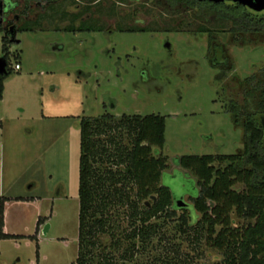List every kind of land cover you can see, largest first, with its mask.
<instances>
[{"label":"rangeland","instance_id":"obj_1","mask_svg":"<svg viewBox=\"0 0 264 264\" xmlns=\"http://www.w3.org/2000/svg\"><path fill=\"white\" fill-rule=\"evenodd\" d=\"M6 1L13 5L7 13L0 5L4 29L0 39L10 41L7 68L14 74L18 63L20 72L35 76L41 72V113L48 118L28 126L29 132L13 135L11 166L17 183L11 187L12 194H24L36 202L23 210L24 236L33 235L37 218L43 222L35 236L38 258L34 241L18 239L10 246V254L15 255L11 264H71L75 260L78 122L82 117L104 113L163 117L164 142L154 150L167 159L165 173L179 171L192 182L173 159L241 153L242 118L234 124L229 104H243L236 82L259 74L264 44L238 47L225 33H191L196 23L191 14L169 13L154 6V0ZM18 27L29 30L18 32ZM138 27L148 30L120 31ZM8 28L15 30L12 35ZM211 40L222 46L229 71L210 65ZM169 179L161 183L178 196L180 179ZM180 197V202L189 204L187 195ZM172 227L167 224L165 233L171 235ZM101 242L108 243L105 237ZM179 245L191 264L220 261L219 253L203 242L194 246L183 240ZM148 252L137 263L155 255Z\"/></svg>","mask_w":264,"mask_h":264},{"label":"trees","instance_id":"obj_2","mask_svg":"<svg viewBox=\"0 0 264 264\" xmlns=\"http://www.w3.org/2000/svg\"><path fill=\"white\" fill-rule=\"evenodd\" d=\"M99 1L91 0L94 4ZM152 4L169 13L191 14L196 22L191 33H225L229 42L238 47L264 44V10L255 13L229 2L213 5L198 0H154ZM12 6L9 3L3 13L10 12ZM3 30L0 24V32ZM7 30L12 35L15 30L29 28ZM66 30L75 31L70 27ZM145 30L148 29L138 27L120 31ZM0 42L5 72L11 73L7 68L10 41L2 37ZM207 52L211 66L222 71L231 69L222 46L211 40ZM2 82L0 75V99ZM236 83L243 104L238 107L230 103L229 111L234 124L242 118L241 153L173 159L193 182L179 171L175 175L165 173L167 159L154 150L161 149L164 142L163 117H114L104 113L79 119L77 243L71 264H191V258L180 250L183 240L194 246L203 242L205 247L217 251L218 264H264V66L258 75ZM174 177L180 179L178 196L161 183L168 178L175 180ZM181 195L188 196L189 204L181 202L178 207L176 202ZM13 200L25 199L0 197V240L34 241L37 259L35 236L42 218L36 219L32 236L2 233V205ZM169 223L173 224L171 235L165 233ZM103 237L107 244L101 242ZM145 252L155 255L137 263Z\"/></svg>","mask_w":264,"mask_h":264},{"label":"crops","instance_id":"obj_3","mask_svg":"<svg viewBox=\"0 0 264 264\" xmlns=\"http://www.w3.org/2000/svg\"><path fill=\"white\" fill-rule=\"evenodd\" d=\"M15 43L18 44V42ZM16 64L19 68L17 71H13L15 72L14 74L5 72L2 75V95L0 99V197L25 199L24 201H5L2 205V233L5 235L24 236L23 233H26L25 225L22 224L23 219L20 221L23 218V210L26 206L36 202L33 198L23 196L24 194H12L11 187L17 183L13 177L11 166L12 156L15 154L13 135L21 130L29 132L28 126L33 123L43 122L48 118L41 113L42 88H40L39 84V77L42 76L41 72L36 76L31 73H23L20 72V65ZM14 241L16 240H0V264L12 263L15 255L10 254V246H15Z\"/></svg>","mask_w":264,"mask_h":264},{"label":"water","instance_id":"obj_4","mask_svg":"<svg viewBox=\"0 0 264 264\" xmlns=\"http://www.w3.org/2000/svg\"><path fill=\"white\" fill-rule=\"evenodd\" d=\"M198 2L209 3L213 5L229 2L237 4L255 13H259L264 10V0H198ZM4 68V62L3 60H0V75L5 73ZM176 204L178 207L182 205L179 201H177Z\"/></svg>","mask_w":264,"mask_h":264},{"label":"flooded vegetation","instance_id":"obj_5","mask_svg":"<svg viewBox=\"0 0 264 264\" xmlns=\"http://www.w3.org/2000/svg\"><path fill=\"white\" fill-rule=\"evenodd\" d=\"M9 3H7V1L5 0V1H3V4L1 5L2 6V9L3 8H5L7 5H8ZM0 24H1V22H0ZM2 25V24H1ZM3 27V26H2ZM263 142H264V140H263Z\"/></svg>","mask_w":264,"mask_h":264},{"label":"built area","instance_id":"obj_6","mask_svg":"<svg viewBox=\"0 0 264 264\" xmlns=\"http://www.w3.org/2000/svg\"><path fill=\"white\" fill-rule=\"evenodd\" d=\"M18 65L17 64H14V66H13V71H17L18 70Z\"/></svg>","mask_w":264,"mask_h":264}]
</instances>
